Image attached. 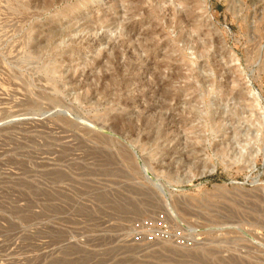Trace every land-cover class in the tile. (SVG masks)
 I'll return each instance as SVG.
<instances>
[{
    "label": "rangeland",
    "instance_id": "374dc122",
    "mask_svg": "<svg viewBox=\"0 0 264 264\" xmlns=\"http://www.w3.org/2000/svg\"><path fill=\"white\" fill-rule=\"evenodd\" d=\"M0 264H264V0H0Z\"/></svg>",
    "mask_w": 264,
    "mask_h": 264
}]
</instances>
